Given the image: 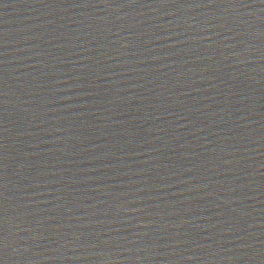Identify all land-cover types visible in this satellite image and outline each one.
<instances>
[{
    "label": "water",
    "instance_id": "water-1",
    "mask_svg": "<svg viewBox=\"0 0 264 264\" xmlns=\"http://www.w3.org/2000/svg\"><path fill=\"white\" fill-rule=\"evenodd\" d=\"M0 264H264V0H0Z\"/></svg>",
    "mask_w": 264,
    "mask_h": 264
},
{
    "label": "clouds",
    "instance_id": "clouds-1",
    "mask_svg": "<svg viewBox=\"0 0 264 264\" xmlns=\"http://www.w3.org/2000/svg\"><path fill=\"white\" fill-rule=\"evenodd\" d=\"M8 246H9L8 236H6V238H5V249L6 250H7Z\"/></svg>",
    "mask_w": 264,
    "mask_h": 264
}]
</instances>
